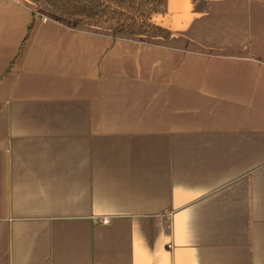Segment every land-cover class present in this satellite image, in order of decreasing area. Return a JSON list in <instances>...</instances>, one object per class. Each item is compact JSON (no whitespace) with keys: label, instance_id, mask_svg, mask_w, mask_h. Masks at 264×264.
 I'll return each mask as SVG.
<instances>
[{"label":"crops","instance_id":"1","mask_svg":"<svg viewBox=\"0 0 264 264\" xmlns=\"http://www.w3.org/2000/svg\"><path fill=\"white\" fill-rule=\"evenodd\" d=\"M163 38L0 0V264H264V0H167Z\"/></svg>","mask_w":264,"mask_h":264},{"label":"trees","instance_id":"2","mask_svg":"<svg viewBox=\"0 0 264 264\" xmlns=\"http://www.w3.org/2000/svg\"><path fill=\"white\" fill-rule=\"evenodd\" d=\"M40 17L75 29L108 31L114 36L167 39L171 32L160 24L167 0H25Z\"/></svg>","mask_w":264,"mask_h":264},{"label":"snow or ice","instance_id":"3","mask_svg":"<svg viewBox=\"0 0 264 264\" xmlns=\"http://www.w3.org/2000/svg\"><path fill=\"white\" fill-rule=\"evenodd\" d=\"M136 264H146V261H144L143 259L137 260Z\"/></svg>","mask_w":264,"mask_h":264}]
</instances>
